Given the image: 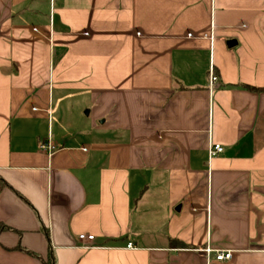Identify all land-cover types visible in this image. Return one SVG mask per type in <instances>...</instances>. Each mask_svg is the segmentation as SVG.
<instances>
[{"label":"crops","instance_id":"0c3cea01","mask_svg":"<svg viewBox=\"0 0 264 264\" xmlns=\"http://www.w3.org/2000/svg\"><path fill=\"white\" fill-rule=\"evenodd\" d=\"M253 89L264 0H0V264H264Z\"/></svg>","mask_w":264,"mask_h":264},{"label":"built area","instance_id":"2783aa9c","mask_svg":"<svg viewBox=\"0 0 264 264\" xmlns=\"http://www.w3.org/2000/svg\"><path fill=\"white\" fill-rule=\"evenodd\" d=\"M212 83H215L217 81V77L216 75H212ZM42 150L48 151V152H52L54 150V146L51 143H47V144H43L42 145ZM222 147L219 144H215L212 149L210 150V155L212 157H215L216 155H218L219 153L222 152ZM94 236H89V235H80L79 239L81 241H92L94 240ZM133 245L131 243L128 244V248H132ZM207 252H211L210 250H207ZM233 258V253L231 251H219L217 253V261H230Z\"/></svg>","mask_w":264,"mask_h":264},{"label":"trees","instance_id":"16d2710c","mask_svg":"<svg viewBox=\"0 0 264 264\" xmlns=\"http://www.w3.org/2000/svg\"><path fill=\"white\" fill-rule=\"evenodd\" d=\"M253 90H255V91H264L263 89H253ZM176 244L178 245V243H176V242L172 243V245H174V246ZM46 264H54V258L53 257L49 258Z\"/></svg>","mask_w":264,"mask_h":264},{"label":"water","instance_id":"95a60500","mask_svg":"<svg viewBox=\"0 0 264 264\" xmlns=\"http://www.w3.org/2000/svg\"><path fill=\"white\" fill-rule=\"evenodd\" d=\"M236 43L235 42H232V43H229V46L232 47L234 46Z\"/></svg>","mask_w":264,"mask_h":264},{"label":"rangeland","instance_id":"374dc122","mask_svg":"<svg viewBox=\"0 0 264 264\" xmlns=\"http://www.w3.org/2000/svg\"><path fill=\"white\" fill-rule=\"evenodd\" d=\"M81 131H83V133L88 132L87 129L85 130L84 128H82Z\"/></svg>","mask_w":264,"mask_h":264}]
</instances>
